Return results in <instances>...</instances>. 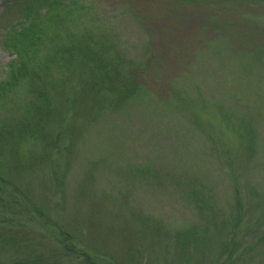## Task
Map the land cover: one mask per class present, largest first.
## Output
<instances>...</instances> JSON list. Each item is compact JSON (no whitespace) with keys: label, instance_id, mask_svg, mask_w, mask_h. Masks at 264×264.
<instances>
[{"label":"trees","instance_id":"obj_1","mask_svg":"<svg viewBox=\"0 0 264 264\" xmlns=\"http://www.w3.org/2000/svg\"><path fill=\"white\" fill-rule=\"evenodd\" d=\"M11 2L1 18L13 60L0 79V239L12 221L28 241L7 264H148L147 248L167 254L161 264H238L242 224L264 209V0H167L188 16L174 60L162 34L127 56L97 0ZM94 140L80 204L72 175ZM146 153L149 164L134 166ZM112 173L137 192L128 217L95 203L94 185ZM96 233L111 242L96 244Z\"/></svg>","mask_w":264,"mask_h":264},{"label":"rangeland","instance_id":"obj_2","mask_svg":"<svg viewBox=\"0 0 264 264\" xmlns=\"http://www.w3.org/2000/svg\"><path fill=\"white\" fill-rule=\"evenodd\" d=\"M167 0H97V11L104 15L103 17L109 18L111 25L108 27L110 29V32H114V35L119 38V42L121 45V50L125 51L127 56L131 58H140L144 52H147L149 49L147 47V43L149 41L150 36H161L165 35L167 38L170 39V43L167 45L160 46L161 52L165 51L171 59H175L174 52L175 49L173 48V45L177 48L178 45H183L185 40L187 41L188 38L184 40H176L178 38V35L180 34V30L177 29V23L179 22L182 26L186 25L188 19V16L185 13H179V10L172 9L166 6ZM12 4L11 0H1L0 1V41L3 33V29L5 24L3 23L4 20L2 16L6 13L7 8L10 7ZM140 13H144L145 21L142 20V15H139ZM146 12H148V15H146ZM15 15V13H13ZM197 15V14H195ZM232 16L233 14H229ZM165 17V18H164ZM186 17V18H185ZM240 20V18H237ZM178 21V22H177ZM161 23V25H165L163 27H159L158 25ZM175 24V25H174ZM189 27V26H188ZM189 28L184 29L182 28V36H187V33L189 32ZM168 32V33H167ZM160 43V42H159ZM160 52V53H161ZM13 56L5 51L1 45H0V79L5 78V70L7 69V66L12 62ZM194 60V57H193ZM224 60H226L224 58ZM190 93H193L192 91H189ZM194 94V93H193ZM205 97H208L204 93ZM219 96V94H216ZM211 120V119H210ZM184 124H187V122L184 120ZM216 123V122H215ZM180 124V123H179ZM185 126V125H184ZM232 140H235L234 137H230ZM199 141V139H198ZM102 142L100 140H94V144L88 148L87 150H84V157L83 153L79 156L75 163V173L72 175V181H71V195L72 197L78 201V203L81 204L82 200H78L77 197L74 196V191L78 190L79 188V180L83 176L84 171V162L83 161H89L91 156H89L91 153L97 151V147L101 146ZM264 145V142H263ZM82 150V146L80 147ZM89 157V158H88ZM147 157V153H146ZM142 157L137 155L136 156V162L133 163V165H146L149 164L150 159L148 157ZM96 161V160H95ZM94 161V162H95ZM260 161H264V155H261ZM259 161V162H260ZM122 161H116L114 169L116 170L119 168L120 165H122ZM112 170V172L114 171ZM109 179V181H108ZM112 179V180H111ZM128 177H120L119 175L110 174V178L107 174L103 175L99 187L97 184L94 185L93 189L97 190V196L95 199V203L103 209H107L109 214L111 216L115 217V214H122L126 217L129 215V211L134 212L135 209H138V206L135 203L134 196L137 197L134 187L128 184L127 181ZM244 180H246L244 178ZM110 182V185L106 186V182ZM34 182V181H33ZM38 187V182L35 180L34 182ZM116 184V190H114L111 187V184ZM257 187V184H255ZM35 187L36 194L38 198H43V192L39 191V187ZM86 186H84L85 188ZM151 189V187H147L146 190ZM258 191V194L263 198L264 200V184L262 186H259V188L256 189ZM48 191V190H46ZM46 198L48 197V200L44 203L45 206H50V192H46ZM44 193V194H45ZM129 196V205H122L121 207L119 204L122 202V197ZM226 197L228 198V202L223 203L224 204V211H226L229 208V194L226 191ZM45 199L41 200L42 202ZM223 207V205H222ZM254 207V206H253ZM257 207L254 210L252 215H248L246 219L244 220V223L242 224V229L239 234L238 242L242 244L240 246L239 250V256L240 261L238 264H248L251 262V264H264V246H261L258 248L261 244L259 243V240L255 237L249 236L251 231H254L255 229H258L261 234H264V209ZM78 211L80 208L77 206ZM259 211V212H258ZM262 212V213H260ZM263 216V217H262ZM108 216H106L107 218ZM85 218V217H84ZM79 224L76 225V227L73 224H70L71 227L76 231L82 228V222H83V215L81 213V210L79 211ZM71 220L69 219V222ZM5 228L7 229L6 233L3 234L4 237L0 239V264H7L9 261H11V258L18 257L20 254V248L26 246V241L22 244L21 240L22 235L19 233L20 229L15 227L16 225L10 221L9 223H5ZM85 227V226H84ZM131 228L133 230L136 229V224L132 220ZM88 228V227H87ZM96 244H100L101 241L104 242V244H109L111 241L109 238L104 237L102 240V237H99L96 233ZM40 241V239L38 240ZM38 241H31V246H35L36 242ZM43 241V239H42ZM16 242V245L14 243ZM20 245H19V244ZM150 240H146L144 244H142L140 247L142 249H145L147 245H150ZM15 246H18V248H15ZM88 246L92 247L91 242L88 239ZM119 244L114 243V250L119 249ZM95 250H92L94 254L97 256H102L106 254L103 250L98 249V246L95 247ZM26 250V249H24ZM147 255H152L151 258L147 257L148 264H161L163 255L167 258V254H164L159 249H151L147 248L146 251ZM107 255L109 256L108 252ZM243 258V259H242ZM112 260H116L114 256L110 257ZM252 259V260H251Z\"/></svg>","mask_w":264,"mask_h":264}]
</instances>
